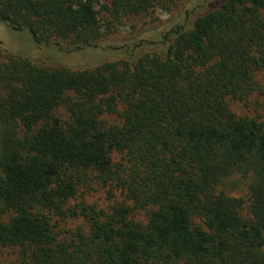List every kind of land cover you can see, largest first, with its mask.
<instances>
[{"label": "trees", "instance_id": "16d2710c", "mask_svg": "<svg viewBox=\"0 0 264 264\" xmlns=\"http://www.w3.org/2000/svg\"><path fill=\"white\" fill-rule=\"evenodd\" d=\"M182 1L0 0V23L73 51ZM181 12L91 67L0 51V264H264V119L229 104L264 97V0Z\"/></svg>", "mask_w": 264, "mask_h": 264}, {"label": "rangeland", "instance_id": "374dc122", "mask_svg": "<svg viewBox=\"0 0 264 264\" xmlns=\"http://www.w3.org/2000/svg\"><path fill=\"white\" fill-rule=\"evenodd\" d=\"M109 0H100L108 2ZM220 0H183L180 7L170 11L156 9L152 15L133 16L125 24L115 28V33L98 47H85L67 51L54 45L35 44L27 31H16L0 23V51H8L28 57L33 62L44 66L62 65L70 68H85L97 65L124 55L126 43L137 40L157 39L158 33L168 30L174 23H182V10L187 11V22L203 13L206 8L216 5ZM219 5V4H218ZM155 19V20H152ZM231 109L239 116H257L264 119V97L251 95L247 103L229 100ZM95 189L86 195L88 203L98 207L108 203L107 194L95 185ZM81 222V221H80ZM79 221L63 224L75 227ZM12 260L8 250L0 248V262Z\"/></svg>", "mask_w": 264, "mask_h": 264}]
</instances>
